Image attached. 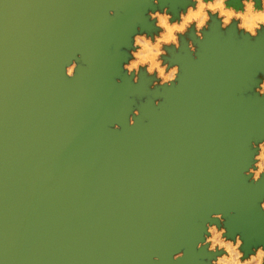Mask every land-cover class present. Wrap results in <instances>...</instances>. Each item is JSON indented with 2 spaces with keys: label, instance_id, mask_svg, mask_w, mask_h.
Wrapping results in <instances>:
<instances>
[{
  "label": "water",
  "instance_id": "1",
  "mask_svg": "<svg viewBox=\"0 0 264 264\" xmlns=\"http://www.w3.org/2000/svg\"><path fill=\"white\" fill-rule=\"evenodd\" d=\"M153 7L0 0V264H209L196 245L219 223L214 212L246 254L264 244V180L243 174L252 139L264 138L263 100L243 96L264 71V34L250 49L214 23L197 60L175 56L179 83L154 92L163 102L149 99L129 126L132 97L148 92L112 79ZM77 53L93 76L78 68L64 82Z\"/></svg>",
  "mask_w": 264,
  "mask_h": 264
},
{
  "label": "clouds",
  "instance_id": "2",
  "mask_svg": "<svg viewBox=\"0 0 264 264\" xmlns=\"http://www.w3.org/2000/svg\"><path fill=\"white\" fill-rule=\"evenodd\" d=\"M153 4L160 5L161 0H152ZM239 7L232 0H189L185 9L181 10L178 18L174 19L173 13L168 7L155 11L150 10L148 16L154 21V27L158 32L149 35L146 32L138 31L133 37L132 47L129 49L131 59L123 65L132 83L140 81L142 72L152 79L151 88L168 86L171 87L178 82L180 65L171 63V53L168 49L174 48L179 51L184 41L197 59L198 46L190 38V33L194 30L195 36L203 41L204 33L209 31L216 21L222 31H235L248 37L250 40L259 39L264 34V0H239ZM109 15H115L114 10H109ZM78 69V60L73 59L64 68L68 78H74ZM255 92L260 98H264V75L261 76L259 85L255 87ZM155 105L159 106L160 99L155 100ZM140 116L139 109H134L128 117L129 126H134L136 117ZM120 125H114L115 130H119ZM252 164L243 173L250 177V183L261 182L264 175V139L251 142ZM259 208L264 211V200L259 202ZM212 220L216 223H206V233L201 242L197 243V249L207 246V251L215 258L210 259V264H264V244L254 247L250 252L242 250L244 240L241 235H235L234 239L227 235L228 229L224 227L225 219L222 212H214ZM219 253V254H218ZM184 252H177L172 256L173 261H179L184 257ZM159 256H154V261H159Z\"/></svg>",
  "mask_w": 264,
  "mask_h": 264
},
{
  "label": "rangeland",
  "instance_id": "3",
  "mask_svg": "<svg viewBox=\"0 0 264 264\" xmlns=\"http://www.w3.org/2000/svg\"><path fill=\"white\" fill-rule=\"evenodd\" d=\"M185 1H188L189 2V0H185ZM238 2H235V1H233L232 0V2L233 3H235L238 7L240 6L239 5V0H237ZM153 8H148L147 9V11H146V13H145V17H146V20H147V23L150 25V28L149 29H143L141 26H138V28H137V31H136V33L138 32V31H140V32H146V33H148L149 35H151L153 32H158L159 30L158 29H156L155 27H154V24H155V22L154 21H151L150 20V18H149V16H148V12L150 11V10H152V11H155L156 10V8L157 7H159L160 8V10H163V8L164 7H168L169 8V11L170 12H172L173 13V16H174V19L175 18H178V14H179V12L181 11V10H183V9H185L186 8V6H187V4L186 5H180V6H178L177 8H176V12H173L171 9H170V6L169 5H166V6H164V7H161V5H158V6H156V5H154L153 4ZM215 23H217L218 24V26H219V22L218 21H216ZM214 24V23H213ZM233 28H234V26H233ZM220 29V28H219ZM235 29V28H234ZM211 30V29H210ZM210 30L209 31H207V32H205L204 33V36L207 34V33H209L210 32ZM220 32H222V33H224V34H226V32L225 31H222V30H220ZM136 33H134V35L136 34ZM236 34H237V36L239 35L237 32H236ZM134 35H132V38H131V47H132V43H133V37H134ZM241 36V35H240ZM190 38L192 39V40H194V42L197 44V46H198V52H197V57H198V54H199V51H200V46H199V42H201L196 36H195V33H194V30L190 33ZM131 47H129V48H127V47H123L121 50H120V53H122L123 55H124V59H123V61L121 62V69H122V76L121 77H119V82L120 83H122V81H123V78H129L130 79V81H131V84L133 85V86H137V85H139V84H141V83H144V86L146 87V90H147V94H150V96L153 98V103L155 102V100L156 99H160L161 100V103L163 102V99L162 98H160V97H156V98H154L153 96H152V94L154 93V92H161L162 91V89H163V87H157L156 89H152L151 88V84H152V79L153 78H148L147 77V74L146 73H143L142 72V74H141V77H140V81H139V83H137V84H134V83H132V78L131 77H129L128 76V74H127V72H126V70H124L123 69V64H125V63H127L128 62V60L129 59H131V56H130V54H129V49L131 48ZM169 50V52L171 53V63L172 64H179L180 65V73H179V76L182 74V69H181V64L180 63H176V62H173L174 61V59H175V56L177 55V57L178 56H184L185 54H186V52H188L190 55H191V57L193 58V55H192V53L189 51V49H188V47H187V41H184L183 42V45H182V47H181V49L177 52V51H175L174 50V48H170V49H168ZM194 59V58H193ZM198 59V58H197ZM197 59H194V60H197ZM261 71V72H260ZM264 72L260 69L258 72H256V76L254 77V80L256 81L253 85H252V88L253 87H257L258 85H259V82H260V78H261V76L262 75H264L263 74ZM179 76H178V82L177 83H174V85H177L178 83H179ZM70 79V78H69ZM165 87V86H164ZM168 87V86H167ZM251 88V89H252ZM247 90L245 93H243V96L244 97H248V96H255V95H257L258 96V94L256 93V94H254L253 93V91L252 90ZM146 94H142L141 96H136L137 97V99L135 100V103H134V106H133V109H132V112H133V110L134 109H139V111H140V107H141V105L142 104H145L147 101H148V99L146 98V96H145ZM258 98H260L259 96H258ZM260 99H262L263 100V102L262 103H264V98H260ZM145 100V101H144ZM160 103V104H161ZM154 105H155V103H154ZM156 106V105H155ZM157 107V106H156ZM132 112H131V114H132ZM130 114V115H131ZM137 118V117H136ZM114 128V127H113ZM120 129V128H119ZM264 139V138H263ZM253 140H256L257 142H259L260 140H262V139H252V141ZM251 141V142H252ZM249 153H251V157H250V160H249V162H248V164H249V166L248 167H250L251 166V164H252V156L255 154V153H253L252 151H251V145H250V149H249V151H248ZM248 178V182L250 183V177H247ZM262 180H264V175H262V179H261V181ZM257 184V183H256ZM262 200H264V197H263V199ZM225 219V223H226V221H227V219L226 218H224ZM219 222V221H218ZM209 223V222H208ZM218 226H219V223L217 224ZM224 227H225V224H224ZM230 238V237H229ZM231 239H234V238H231ZM205 247H207V246H205ZM254 247H252V249H253ZM251 249V250H252ZM208 252V251H207ZM208 254H209V252H208ZM219 254V253H218ZM215 258V255H214V257H212V259H214ZM205 262L206 263H209L210 264V259H206L205 260Z\"/></svg>",
  "mask_w": 264,
  "mask_h": 264
},
{
  "label": "bare ground",
  "instance_id": "4",
  "mask_svg": "<svg viewBox=\"0 0 264 264\" xmlns=\"http://www.w3.org/2000/svg\"><path fill=\"white\" fill-rule=\"evenodd\" d=\"M121 13V12H120ZM248 37H246V36H240V34L237 36V34H236V40L238 41V42H240V44H242V42H244V40H246ZM248 40H249V42L251 43L250 45H248L247 44V42H246V44L250 47V49L252 48V46L254 45H256V44H258L259 43V40L258 39H256V40H250L249 38H248ZM245 43V42H244ZM84 43H81V46L83 45ZM109 51H110V53L111 54H113L115 51H114V47H113V45L110 47V49H109ZM229 50L227 49V52H228ZM262 51H264V48L262 49ZM130 54V53H129ZM73 59H77L78 60V68H87V70L89 71V74H90V76H93V70H94V68H92V66H93V64H91V62H89V63H85V61L83 60V57H82V54L81 53H77L71 60H70V62L73 60ZM109 58L107 57V60H108ZM69 62V63H70ZM68 63V64H69ZM124 65V64H123ZM101 67V70H100V72H104L103 70H105V68L108 66V62L106 61V60H104L103 62H102V64L100 65ZM66 67V66H65ZM64 67V68H65ZM63 74L65 75V72H64V69H63ZM261 72V71H260ZM264 72V71H263ZM57 73V72H56ZM264 74V73H263ZM75 76H77V77H79V72H76V74H75ZM67 76L65 75L64 76V82H68V77L66 78ZM113 82H115L116 84H121L120 82H119V78H117V76H115V77H113ZM256 82V81H255ZM252 88V87H251ZM250 90V89H249ZM252 91H253V93L254 94H256V92H255V87H253L252 89H251ZM146 96V98L149 100V99H151L152 97L150 96V94H146L145 95ZM247 97V96H246ZM133 98V100H134V102H135V100L137 99V97H132ZM145 101V100H144ZM53 103V102H52ZM148 121V120H147ZM146 121V122H147ZM57 122L58 123H61L60 122V120L58 119L57 120ZM232 214H236V212H232Z\"/></svg>",
  "mask_w": 264,
  "mask_h": 264
}]
</instances>
